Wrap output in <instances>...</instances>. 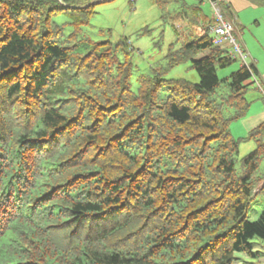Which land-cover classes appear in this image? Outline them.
Wrapping results in <instances>:
<instances>
[{
  "label": "trees",
  "instance_id": "trees-1",
  "mask_svg": "<svg viewBox=\"0 0 264 264\" xmlns=\"http://www.w3.org/2000/svg\"><path fill=\"white\" fill-rule=\"evenodd\" d=\"M95 1L0 0V264L258 257L264 121L240 159L241 139L230 133L249 109L255 67L219 78L235 59L211 44L202 0H153L163 21L202 25L134 86L128 39L94 41L83 31ZM172 3L178 9L165 11ZM186 61L198 82L162 76ZM258 194L263 210L249 221Z\"/></svg>",
  "mask_w": 264,
  "mask_h": 264
},
{
  "label": "rangeland",
  "instance_id": "rangeland-1",
  "mask_svg": "<svg viewBox=\"0 0 264 264\" xmlns=\"http://www.w3.org/2000/svg\"><path fill=\"white\" fill-rule=\"evenodd\" d=\"M196 1V0H186ZM203 13L212 19V9L209 2L200 4ZM89 24L83 29L85 35L94 41L108 40L112 44L122 38L128 39V60L132 64V80L136 85V77L144 74L150 75L153 69L160 68L165 62V56L170 50H176L182 42L188 38L190 30L193 31L194 24L189 19L184 21L171 22L161 19L162 11L153 0H104L94 5ZM178 9V4L172 3L167 6L165 11L172 13ZM55 20L64 22V16H56ZM172 24L178 28L175 32ZM235 39L240 43L236 33ZM242 46V45H241ZM228 51L230 48L225 47ZM123 59V55H119ZM250 64L249 55L247 59ZM161 63V64H160ZM160 64V65H159ZM242 65L239 58L235 59L226 68H218L219 78L227 77ZM155 69V70H156ZM165 79L184 78L191 82H198L199 76L195 69L191 67V62L186 61L177 64L167 71L162 72ZM250 85L245 93V97H254L256 86ZM257 96V95H256ZM261 102V101H260ZM262 104V102H261ZM254 107H252V113ZM244 126L242 119L234 120L230 124V133L235 139H241L238 145L237 159L243 157L255 147L254 141L246 139L247 133L243 132ZM260 169L264 170V156L260 161ZM263 210V195L258 194L252 200L246 218L254 221ZM258 257L248 256L244 253H236L233 264H264V242L258 238L251 240Z\"/></svg>",
  "mask_w": 264,
  "mask_h": 264
},
{
  "label": "crops",
  "instance_id": "crops-1",
  "mask_svg": "<svg viewBox=\"0 0 264 264\" xmlns=\"http://www.w3.org/2000/svg\"><path fill=\"white\" fill-rule=\"evenodd\" d=\"M205 1L209 2V0H202L199 3L200 8V4H203ZM187 3L197 4L198 0L190 1V3L188 1ZM223 3L228 4L233 12L232 21L235 33L239 38L242 48L249 55L250 64L256 70L253 84L255 83L254 86L257 87V93H253L252 95L255 96L252 98L246 97L250 101V106L246 115L241 118L242 125L244 126L243 132L248 134L252 128L264 121V5L255 4L249 0H223ZM203 15L209 20L208 15L204 13ZM201 25L202 20L201 22L197 20L194 27L200 28ZM252 107H254V113L251 112Z\"/></svg>",
  "mask_w": 264,
  "mask_h": 264
},
{
  "label": "built area",
  "instance_id": "built-area-1",
  "mask_svg": "<svg viewBox=\"0 0 264 264\" xmlns=\"http://www.w3.org/2000/svg\"><path fill=\"white\" fill-rule=\"evenodd\" d=\"M223 0H209L212 9V22L208 25V35L212 45L230 48L229 54L232 58H239L244 65L247 62L248 54L241 44L235 39V27L232 20L224 15L221 6ZM264 138V135H263Z\"/></svg>",
  "mask_w": 264,
  "mask_h": 264
},
{
  "label": "water",
  "instance_id": "water-1",
  "mask_svg": "<svg viewBox=\"0 0 264 264\" xmlns=\"http://www.w3.org/2000/svg\"><path fill=\"white\" fill-rule=\"evenodd\" d=\"M100 1H104V0H98V1H95L94 3H98V2H100ZM263 184V183H262Z\"/></svg>",
  "mask_w": 264,
  "mask_h": 264
}]
</instances>
